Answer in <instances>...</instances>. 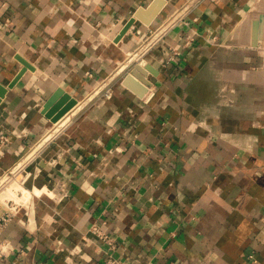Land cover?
I'll return each mask as SVG.
<instances>
[{"label": "crops", "instance_id": "0c3cea01", "mask_svg": "<svg viewBox=\"0 0 264 264\" xmlns=\"http://www.w3.org/2000/svg\"><path fill=\"white\" fill-rule=\"evenodd\" d=\"M155 1L148 22L135 16ZM186 1L0 0V83L23 66L18 54L34 65L1 97L0 177L53 125L43 107L58 88L86 98ZM190 36L165 67L169 46ZM146 60L153 86L124 85L127 62L112 98L22 167L33 195L0 201L12 215L0 264H103L109 244L94 224L128 264H264V0L194 4Z\"/></svg>", "mask_w": 264, "mask_h": 264}, {"label": "built area", "instance_id": "2783aa9c", "mask_svg": "<svg viewBox=\"0 0 264 264\" xmlns=\"http://www.w3.org/2000/svg\"><path fill=\"white\" fill-rule=\"evenodd\" d=\"M201 1L202 0H187L186 3L182 7L176 9L175 11H173L164 20V22H162L158 27H156L154 29H150L148 31V33H146V35L144 36L143 40L136 46V48L134 50H132L128 54L127 60H128V58H129V56L131 54L133 55L134 58H133V60H131L129 62V65L124 70H126V72H129L130 69L137 62L141 63L142 65L147 64L146 56L150 53V51L156 45H158L160 42H162L164 37L175 26H177L178 24L184 23L185 13L188 11V9L191 8V6H193L194 4H199ZM178 10H180L179 13H177ZM213 38L215 40L216 36H214ZM194 40H195V37L190 36L189 38L185 39L183 43H181L179 45L169 46V48H168L169 51H168L167 57L164 60H162L163 65L165 67H167V68L171 67L172 65H174L176 63L179 55L182 52V48L191 45L194 42ZM117 74H119V73L115 72L114 74H112V75L108 76L107 78L103 79L104 80L103 82H105L104 85H106L104 87L105 91L103 92V95H102L103 98H105V99L112 98V96L114 94V84H115V78H116ZM146 100H149V97H147ZM9 140L10 139H9L8 135H1L0 148L5 143L9 142ZM11 173H14V170H11ZM27 178H28V176L25 178V181H26ZM11 218H12L11 213H7V214H4V215L0 216V233H1V230L3 229V227L6 225V223ZM91 232L94 233L96 236H98L99 238H101L102 240L106 241L109 244V253L106 255V258H105L103 264H128L125 260H122V259H120V258H118L117 256L114 255L113 251L116 248V242H115L113 237L108 232H106L105 230H103L102 228H100L96 224H94L91 227ZM0 248H1V246H0ZM1 251H2V249H0V252Z\"/></svg>", "mask_w": 264, "mask_h": 264}, {"label": "water", "instance_id": "95a60500", "mask_svg": "<svg viewBox=\"0 0 264 264\" xmlns=\"http://www.w3.org/2000/svg\"><path fill=\"white\" fill-rule=\"evenodd\" d=\"M157 4L158 3H156L155 1L146 10L144 8L138 9L135 12V16L138 18H143V12H149V19H146V21L148 22L157 13ZM134 23L135 18H133L132 21L128 24V28L131 27ZM17 58L22 62L23 66L16 73L8 86H4L0 83V102L1 97L6 95L8 88H13L27 71V69H34V65L32 64V62L24 56L18 54ZM158 72V69L151 63L142 65L141 63L137 62L130 69V71L123 76L122 83L129 88L136 90L138 94L142 95L147 87L153 86V81L149 77V74H158ZM137 78L142 81L144 86L137 84L139 83ZM59 97L62 98L57 102V99ZM77 102L78 99L76 97L66 92L63 88H58L44 104L43 113L46 115V117L50 118L52 122H57L68 111H70L77 104Z\"/></svg>", "mask_w": 264, "mask_h": 264}, {"label": "rangeland", "instance_id": "374dc122", "mask_svg": "<svg viewBox=\"0 0 264 264\" xmlns=\"http://www.w3.org/2000/svg\"><path fill=\"white\" fill-rule=\"evenodd\" d=\"M173 12V11H172ZM180 12V10H178V12L177 13H179ZM174 18V17H173ZM131 57H133V55L131 54L130 56H129V58H128V60L131 58ZM128 60H126L125 61V63H127L128 62ZM121 64H123V62L121 63ZM120 64V65H121ZM120 65H119V67H120ZM116 73H121L122 71L120 70V71H118V69L115 71ZM114 72V73H115ZM104 80H101L98 84H97V86L96 87H98L100 84V88H101V86H103L102 84H104L105 82H103ZM106 85H104V87H105ZM95 87V88H96ZM103 87V88H104ZM95 88H93V90H95ZM100 88H97V90H99ZM93 90L90 92V93H92L93 92ZM100 90H102V88L100 89ZM105 91V88L99 93V94H97V95H95V97L93 98V100H89L87 97L90 95V93L86 96V98H84L87 102H85V100L83 99V98H81L80 100H78V102H77V106H76V108H75V110L77 109V107L79 106V103L81 102V101H83V102H85V104L86 105H88L89 103H91V102H94L95 100H98L99 98H103V92ZM91 95H93V94H91ZM83 99V100H82ZM88 99V100H87ZM82 102V103H83ZM86 107V106H85ZM74 110V109H73ZM72 110V111H73ZM74 110V111H75ZM70 114V113H69ZM68 117H70V115H64L59 121H57V122H55V125H54V123H53V125L52 126H49V129H47L45 132H42L41 134H40V136L37 138V139H35L34 141H31L30 142V144L29 145H27L26 146V149H24V151L22 152V154L20 155V158L19 159H21V158H23V157H25V155L32 149V147H35V145H37L38 143H40V142H42L43 141V139L49 134V132H51V130L52 129H54V128H56L58 125H60V123L62 122V121H64L65 119H67ZM56 133H58L57 131L56 132H54L53 134L55 135ZM53 135V136H54ZM51 137V139L50 140H52L54 137ZM48 142H50V141H47V142H45L44 143V146L48 143ZM43 146V147H44ZM41 150V149H40ZM36 154V153H35ZM35 154L33 155V156H31L30 158H28L27 160H25V162H24V164L18 169V170H16V171H14V173H11V172H7V173H5V174H3L4 176L2 177V178H0V201L2 202V205L3 204H7L8 202V200H10L9 201V203H10V205H11V207H15V206H19V205H26V204H28L27 202H26V200L25 201H23L24 199H20V197H22V188L23 187H26L27 189H29V180L30 179H26V181H25V178H26V174H27V172H25V171H23L22 170V167L24 166V165H26V164H28L33 158H34V156H35ZM14 166H12V168L10 169V170H13L14 168H13ZM26 170H28L27 168H26ZM29 171V170H28ZM25 181V182H24ZM13 182H17V183H19L20 184V186L21 187H19V188H17V189H14V190H16V191H12L13 193H11L10 192V186H11V184L13 183ZM30 190V189H29ZM15 193V194H14ZM20 196V197H19ZM5 203H4V202ZM28 201V200H27ZM29 203H30V201H28Z\"/></svg>", "mask_w": 264, "mask_h": 264}, {"label": "bare ground", "instance_id": "6f19581e", "mask_svg": "<svg viewBox=\"0 0 264 264\" xmlns=\"http://www.w3.org/2000/svg\"><path fill=\"white\" fill-rule=\"evenodd\" d=\"M133 58L134 57H131L129 60H128V62H130L131 60H133ZM126 65H127V63H125V62H123V64H121L120 65V67H119V69H118V71H120V70H122L123 68H125L126 67ZM101 85V84H100ZM99 85V86H100ZM103 86H101V88L103 89V87H104V84H102ZM96 87L95 88V90H93V92L91 93V94H93V95H89L87 98L89 99V100H93V98H94V96L96 95V94H98L99 93V91H101L100 89V87ZM97 88H100L99 90H97ZM87 99V100H88ZM85 100V99H84ZM83 100V101H84ZM83 101H81L80 103H79V106L77 107V109L75 110V108H76V106H77V104L70 110V111H68L66 114H65V116L66 115H70V117H68L67 119H65L64 121H62L61 123H60V125H58L56 128H54V129H52L51 130V132H49V134L43 139V141L42 142H40V143H38L37 145H35V147H32V149L25 155V157H23V158H21L19 161H18V163L17 164H15V166H14V171H16V170H18L23 164H24V162H25V160H27L28 158H30L31 156H33L36 152H38L40 149H42L43 148V146H44V143L45 142H47V141H49L50 139H51V137L54 135L53 133L54 132H56V131H58L59 129L61 130L62 128H64L68 123H70L71 122V120L75 117V116H77L80 112H82L86 107L85 106H87L86 104H85V102H87L86 100H85V102H83ZM83 102V103H82ZM75 111H74V110ZM73 110V111H72ZM70 113V114H69ZM54 125H55V122H54ZM59 130V131H60ZM1 178V177H0ZM19 187H21L20 186V184L19 183H17V182H13L12 184H11V186H10V192L11 193H13L12 191L14 190V189H17V188H19ZM14 191H16V190H14ZM41 191V189H39L38 187H36L35 188V192H37V193H39ZM51 194H53L51 191H49ZM15 194V193H14ZM32 195H33V192L31 191V190H29V189H27L26 187H23L22 188V197H20V199L22 198V199H24L23 201H25L26 200V202L27 203H29L28 201H31V199H32ZM28 200V201H27ZM4 202V201H3ZM32 217V216H31ZM32 220V219H31ZM32 222V221H31ZM33 223V222H32Z\"/></svg>", "mask_w": 264, "mask_h": 264}]
</instances>
